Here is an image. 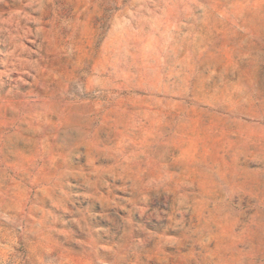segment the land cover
<instances>
[{
	"label": "rangeland",
	"instance_id": "1",
	"mask_svg": "<svg viewBox=\"0 0 264 264\" xmlns=\"http://www.w3.org/2000/svg\"><path fill=\"white\" fill-rule=\"evenodd\" d=\"M0 264H264V0H0Z\"/></svg>",
	"mask_w": 264,
	"mask_h": 264
}]
</instances>
